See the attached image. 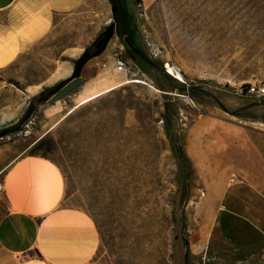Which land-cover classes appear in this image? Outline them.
Segmentation results:
<instances>
[{"label": "rangeland", "instance_id": "obj_1", "mask_svg": "<svg viewBox=\"0 0 264 264\" xmlns=\"http://www.w3.org/2000/svg\"><path fill=\"white\" fill-rule=\"evenodd\" d=\"M103 31L104 49L76 68ZM74 76L80 85L49 102ZM254 83L264 86V0H85L0 68V144L75 136L60 170L69 202L98 226L100 262L183 264L188 251V264H258L256 248L212 226L223 207L259 203L239 148L242 132L264 134V96L242 90Z\"/></svg>", "mask_w": 264, "mask_h": 264}, {"label": "crops", "instance_id": "obj_2", "mask_svg": "<svg viewBox=\"0 0 264 264\" xmlns=\"http://www.w3.org/2000/svg\"><path fill=\"white\" fill-rule=\"evenodd\" d=\"M85 0H0V68L46 36L58 13ZM240 160L257 205L240 211L223 207L212 226L237 246L256 248L264 264V134L244 131ZM31 143L0 144V264H105L97 260L101 236L82 207L69 202L65 179L55 162L28 152Z\"/></svg>", "mask_w": 264, "mask_h": 264}, {"label": "trees", "instance_id": "obj_3", "mask_svg": "<svg viewBox=\"0 0 264 264\" xmlns=\"http://www.w3.org/2000/svg\"><path fill=\"white\" fill-rule=\"evenodd\" d=\"M107 36H108V31H103L99 33L94 38L92 43L84 48V51L81 53V55L73 60V63L75 64L76 68H81L89 58H91L92 56H94L95 54L99 53L101 50L104 49L107 42ZM167 76L169 77V75ZM8 82H11L17 86L16 81H13L12 79H8ZM243 91H245V89H243ZM45 101L46 98L44 97L43 90L36 93L35 95H32L29 98V105L24 115L17 122L12 124L10 128L13 129L16 128L17 125L21 123V121L25 118V116H27L30 113L32 109L44 103ZM125 109H127V107H125ZM74 137H75L74 135L68 134L65 137L66 139H60V138L56 139L51 134H44L43 136H41L31 144L29 153L48 158L53 162H55L59 168H64V169L70 168L71 165L69 163V160H70L71 151L68 150L67 147L70 144V139ZM64 142H68V145L65 146L62 145ZM175 150L178 152L182 160H184V162L189 165L188 159L183 149L181 148V146L177 145V143L175 146ZM52 155H57V156L53 158ZM64 173H66V170H64ZM180 219L182 221V224L184 225L185 224L184 215H182ZM182 242L184 243V245H186L187 243V240L184 236L182 237ZM183 264H188V251L184 255Z\"/></svg>", "mask_w": 264, "mask_h": 264}, {"label": "built area", "instance_id": "obj_4", "mask_svg": "<svg viewBox=\"0 0 264 264\" xmlns=\"http://www.w3.org/2000/svg\"><path fill=\"white\" fill-rule=\"evenodd\" d=\"M113 65L116 72L122 73L127 71V63L124 58V56L119 51L118 53H115L113 57ZM255 86V93H249V94H256L258 96H264V86L257 85L254 83ZM2 190L1 182H0V191Z\"/></svg>", "mask_w": 264, "mask_h": 264}, {"label": "water", "instance_id": "obj_5", "mask_svg": "<svg viewBox=\"0 0 264 264\" xmlns=\"http://www.w3.org/2000/svg\"><path fill=\"white\" fill-rule=\"evenodd\" d=\"M81 83L80 76H74L66 84H64L60 89H58L51 97H49V102H54L67 95H69L74 89H76Z\"/></svg>", "mask_w": 264, "mask_h": 264}, {"label": "bare ground", "instance_id": "obj_6", "mask_svg": "<svg viewBox=\"0 0 264 264\" xmlns=\"http://www.w3.org/2000/svg\"><path fill=\"white\" fill-rule=\"evenodd\" d=\"M168 71L173 74L176 78H179L180 80H184L182 74L175 68L174 66H171L169 63L166 65ZM243 90V89H242ZM245 90L248 93H255V86L254 84L246 85ZM86 97V96H85ZM84 97V98H85ZM88 97V95H87ZM88 99V98H87ZM83 101V100H82ZM78 104V103H77ZM61 119V118H60Z\"/></svg>", "mask_w": 264, "mask_h": 264}]
</instances>
